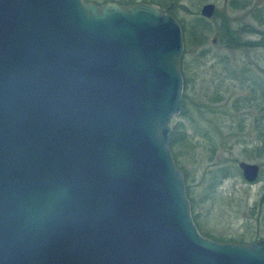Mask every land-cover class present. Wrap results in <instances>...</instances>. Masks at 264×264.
<instances>
[{"label":"water","instance_id":"obj_1","mask_svg":"<svg viewBox=\"0 0 264 264\" xmlns=\"http://www.w3.org/2000/svg\"><path fill=\"white\" fill-rule=\"evenodd\" d=\"M183 52L154 4L0 0V264H264V240L192 219L170 149Z\"/></svg>","mask_w":264,"mask_h":264},{"label":"rangeland","instance_id":"obj_2","mask_svg":"<svg viewBox=\"0 0 264 264\" xmlns=\"http://www.w3.org/2000/svg\"><path fill=\"white\" fill-rule=\"evenodd\" d=\"M117 1L127 0H114L111 3L118 4ZM161 1L134 0V4L156 5ZM242 1L248 2L246 8L232 9L230 0H180L176 6L175 20L180 26L182 25V32L184 31L181 72L183 93L185 91L189 114L174 117L172 123H181L184 131L194 136L197 129L205 128L206 123L198 119L193 106L206 102V94H212L215 84L219 82L224 88V92H221L224 102L218 106L221 112L229 114L225 125L220 123L219 146L220 142L224 143L227 137L230 138L229 135L237 131L236 125L239 119L245 120V131L240 133L242 138L239 136L238 140L253 146L256 141V120L261 116L264 117V110L259 111L260 108L264 109V0ZM89 2L102 4L105 0H89ZM209 3L215 6V12L212 18L204 19L200 16V9ZM254 9L261 11L258 19L257 12H255L256 18L253 17ZM224 22H227L228 29L241 40L256 42L258 46L230 49L225 43L226 36L220 37L219 28ZM226 66L232 67V72L237 76L235 79L232 77L233 74H228ZM184 78L186 86H184ZM236 100L241 110L233 112L232 103ZM231 123L232 127H230ZM231 140L233 142L236 138L232 137ZM251 146L246 150L237 144L230 150L229 145L223 146L218 149L213 161H209L211 153L204 141H200V147L192 150L183 146H178L174 150L177 154L178 166L184 168L190 175L189 188L192 198L196 201V213L200 214L198 221L201 231L218 236L217 238L224 236L234 240L244 239L242 243L237 242V244L264 240V208L253 209L264 191V154L253 159L254 152ZM241 161L259 165L260 174L256 182L249 184L243 180L237 167L238 162ZM214 164L217 167L230 168L233 175L216 188L217 193L213 201L202 203L200 199L207 182L210 183L207 172L214 168L212 167Z\"/></svg>","mask_w":264,"mask_h":264},{"label":"trees","instance_id":"obj_3","mask_svg":"<svg viewBox=\"0 0 264 264\" xmlns=\"http://www.w3.org/2000/svg\"><path fill=\"white\" fill-rule=\"evenodd\" d=\"M85 2H89V0H83ZM114 0H105L104 3L107 2H113ZM180 0H162L161 2H157L156 5L159 6L161 9H165L167 10V12L172 15L175 19H176V6L179 3ZM102 3V4H104ZM118 4L120 5H132L134 4V0H127L125 1H117ZM97 5H102L99 3H96ZM230 5L232 7V9H240V7L242 8H246V6L248 5V2L246 1H242V0H230ZM253 13V17L256 18V13L257 12V19H258V15H261V11L258 9H254L252 10ZM252 15V12H251ZM253 19V18H252ZM203 20V19H202ZM227 22H224L222 26H220L219 30L221 32L220 37L223 38L224 36H226V45L229 46L230 49H247V48H252V47H256L258 46V44L256 42H252V41H247V40H241L240 37H238L237 35H234L229 29L228 26L226 24ZM202 26H199V28ZM250 28V27H249ZM181 29L183 30V27L181 25ZM198 30V29H195ZM252 30V29H250ZM195 35V33L193 34ZM240 35V34H239ZM221 62V61H220ZM227 67V68H226ZM226 70L228 72V74H233L234 76H232L234 79L237 77L235 75V73L232 72V67L226 66ZM232 78V79H233ZM233 79V80H234ZM244 82V81H243ZM221 83H217L215 84V90L212 94L208 95L206 94V102L202 103V104H197L195 106H193V110L196 111V115L198 116V119L201 120V122H205L206 126L205 128H201L197 129L195 132V136L194 135H189L188 133H186L184 131V128L182 126L181 123H172V136H171V141H170V149L174 158V162L176 164V166H178V161H177V154L175 153V148L178 146H183L184 148H187L189 150H192L193 148L196 147H200V141H204V143L209 147V151L211 153V156L209 157V161H213L214 160V156L216 155L217 151L219 148L229 145V150L231 149V147L235 144L240 145L243 150H246L247 147H250L251 144H249L248 142H245L243 140H238L239 138H242V135L240 134L242 131H245V120L244 119H239L237 121V125H236V129L238 132V134H236V132L234 134L229 135L230 138H226V141L224 143L220 142V146L218 145V134L219 129H220V123H224L225 125V121L226 118L229 116V114H227V112H221L220 111V107L218 106L219 104H221L222 102H224V98L221 96V92H224V88H222ZM184 86H186V79L184 78ZM232 110L233 112H238L241 110V107H239L238 105V100L234 101L232 103ZM263 108H260L259 111H263ZM186 114H189L188 112V108H187V102H186V96H185V91L183 93L182 96V103H181V112L178 115V117L180 116H184ZM208 115V116H207ZM215 117V118H214ZM212 118V119H211ZM225 119V120H224ZM220 120V121H219ZM230 121V119H228ZM257 124H255V135H256V141L255 143H253V146H251L252 148V152H254L252 154V158H259L261 156H263L264 154V117L261 116L260 118H258L257 120ZM203 122V123H204ZM230 127H232V123L230 125ZM229 127V128H230ZM233 129V128H230ZM232 137L236 138L235 141L232 142ZM182 153V152H180ZM214 167L213 169L209 170L207 172V175H209V182H207L206 184V188L202 194V197L200 199V201L202 203H205L207 201H213L214 200V195H216L217 192L216 188L221 184V182H223L224 180L232 177L233 172L231 173L230 168L228 167H217L215 166V164L212 166ZM179 170L184 174V180H185V185H186V195L187 198L190 202V208H191V215H192V219L194 221V224L196 225V228L198 229L199 233L208 239H211L213 241L219 242V243H242L244 241L243 238H240L239 240H234L233 238H227L224 236H219V238H217L218 236H213L211 234H207L201 231L200 226H199V217L200 214L196 213V201L192 198V192L190 190V175L189 173L184 169V168H180L178 166ZM200 203V202H199ZM259 208L262 209L264 208V191L262 192L260 198L258 199V202L254 205V208Z\"/></svg>","mask_w":264,"mask_h":264},{"label":"bare ground","instance_id":"obj_4","mask_svg":"<svg viewBox=\"0 0 264 264\" xmlns=\"http://www.w3.org/2000/svg\"><path fill=\"white\" fill-rule=\"evenodd\" d=\"M184 32V31H183Z\"/></svg>","mask_w":264,"mask_h":264}]
</instances>
